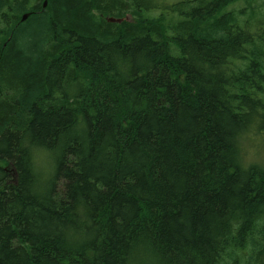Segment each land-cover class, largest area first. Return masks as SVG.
I'll return each mask as SVG.
<instances>
[{
  "label": "trees",
  "instance_id": "1",
  "mask_svg": "<svg viewBox=\"0 0 264 264\" xmlns=\"http://www.w3.org/2000/svg\"><path fill=\"white\" fill-rule=\"evenodd\" d=\"M45 1L0 0V264H264V6Z\"/></svg>",
  "mask_w": 264,
  "mask_h": 264
},
{
  "label": "rangeland",
  "instance_id": "2",
  "mask_svg": "<svg viewBox=\"0 0 264 264\" xmlns=\"http://www.w3.org/2000/svg\"><path fill=\"white\" fill-rule=\"evenodd\" d=\"M144 3H149L150 0H142ZM165 2V1H164ZM258 3L264 6V0H259ZM244 3L236 5L234 9L240 10L244 7ZM126 18L131 20V16L129 14L125 15ZM111 18V17H109ZM242 151L244 155V160L246 165H259L264 168V133L259 132L258 129L254 128L252 132L247 134L242 140ZM37 163V173L40 176L41 180H44L49 174L48 165H50L49 158L41 155L38 159Z\"/></svg>",
  "mask_w": 264,
  "mask_h": 264
},
{
  "label": "water",
  "instance_id": "3",
  "mask_svg": "<svg viewBox=\"0 0 264 264\" xmlns=\"http://www.w3.org/2000/svg\"><path fill=\"white\" fill-rule=\"evenodd\" d=\"M47 6V1L44 2V7ZM28 14L24 15L22 17V21H25L27 18H28ZM125 19H116V18H110L108 19L109 22H112V23H122Z\"/></svg>",
  "mask_w": 264,
  "mask_h": 264
},
{
  "label": "bare ground",
  "instance_id": "4",
  "mask_svg": "<svg viewBox=\"0 0 264 264\" xmlns=\"http://www.w3.org/2000/svg\"><path fill=\"white\" fill-rule=\"evenodd\" d=\"M47 1V0H46ZM48 2V1H47ZM48 5V4H47ZM110 19V18H107V20Z\"/></svg>",
  "mask_w": 264,
  "mask_h": 264
}]
</instances>
